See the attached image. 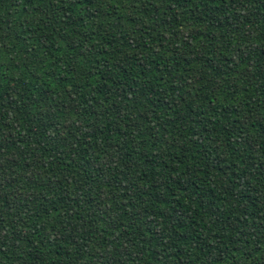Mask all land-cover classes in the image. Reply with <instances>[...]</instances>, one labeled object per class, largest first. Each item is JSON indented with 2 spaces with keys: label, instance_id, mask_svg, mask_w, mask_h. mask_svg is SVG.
Here are the masks:
<instances>
[{
  "label": "trees",
  "instance_id": "1",
  "mask_svg": "<svg viewBox=\"0 0 264 264\" xmlns=\"http://www.w3.org/2000/svg\"><path fill=\"white\" fill-rule=\"evenodd\" d=\"M0 264H264V0H0Z\"/></svg>",
  "mask_w": 264,
  "mask_h": 264
}]
</instances>
